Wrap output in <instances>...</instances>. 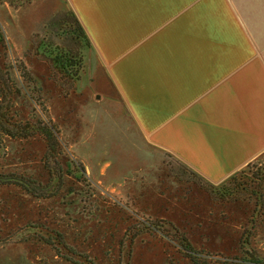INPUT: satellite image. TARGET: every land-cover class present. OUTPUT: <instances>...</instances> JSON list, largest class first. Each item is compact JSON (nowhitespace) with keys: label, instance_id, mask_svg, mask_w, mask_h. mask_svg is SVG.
Returning <instances> with one entry per match:
<instances>
[{"label":"rangeland","instance_id":"1","mask_svg":"<svg viewBox=\"0 0 264 264\" xmlns=\"http://www.w3.org/2000/svg\"><path fill=\"white\" fill-rule=\"evenodd\" d=\"M65 10L62 0H0V69L18 93L13 109L23 119L36 116L55 123L60 160L65 168L74 164L83 171L80 183L65 178L61 193L48 199L0 187V240L9 239L0 242V264H191L158 229L129 242L136 225L156 220H166L185 233L211 264H222L221 256L233 255L245 232L252 233V245L264 255V156L243 171L248 186L253 176L263 179L258 185L261 197L211 199L201 188L208 186L204 181L176 180L169 170L180 172L177 167L182 164L148 146L114 102L109 87L95 86L89 47L82 48L80 79L68 96L48 78L40 58L48 38L45 31L57 20L55 14ZM53 26L62 37L53 38V43L71 46L64 25L57 20ZM43 153L44 142L38 137H2L0 173L43 181ZM111 157L107 171L105 163ZM39 224L44 229L30 228ZM46 228L60 232L85 259L41 241L49 235Z\"/></svg>","mask_w":264,"mask_h":264},{"label":"crops","instance_id":"2","mask_svg":"<svg viewBox=\"0 0 264 264\" xmlns=\"http://www.w3.org/2000/svg\"><path fill=\"white\" fill-rule=\"evenodd\" d=\"M62 1L148 146L210 186L264 156V0Z\"/></svg>","mask_w":264,"mask_h":264},{"label":"trees","instance_id":"3","mask_svg":"<svg viewBox=\"0 0 264 264\" xmlns=\"http://www.w3.org/2000/svg\"><path fill=\"white\" fill-rule=\"evenodd\" d=\"M8 1L11 2V0ZM54 18L64 25L62 31H66V36H69L72 45L66 46L60 44V42L58 44L53 43V38L62 37L56 34L57 32L53 26L57 20H52L53 22H50L46 27L45 34L48 38L46 44H42L44 48L40 58L47 66L48 78L61 90L62 95L66 97L75 90L77 82L80 79L79 75L83 67L81 59L82 48L84 46L89 47V42L87 41V37L79 21L69 8L65 11L58 12L55 14ZM30 81L33 83L32 80ZM32 85L35 87L36 83L34 82ZM15 96H18V93L14 89L13 81L8 78L2 69H0V140L2 137L24 140L33 137L41 139L44 142V153L41 162L45 172V180L41 181L33 176H26L18 173H0V187L18 188L35 199L56 197L66 185L65 178L72 177L73 180L80 183L83 171L79 166L74 164H71L72 166L68 165L67 168H65L60 160L63 154L57 138L58 131L55 123H45L36 116H31L29 119L18 117L13 109V99ZM177 168L181 169V171L173 172L169 170V174L176 180L193 182L194 184L203 182V180L185 166L181 165ZM259 179L258 177H251L252 181L249 183L251 185L248 186L247 183L249 179H246L244 172H241L229 178L225 184L216 187L210 185L204 187L201 185V188L211 199L237 201L240 197L244 198L248 196L256 198V195L261 197L258 191ZM262 180L260 179V181ZM239 194H241V196ZM147 225L148 226L145 224L136 225L134 234L129 239L131 244L134 238L140 233L158 229L163 235L171 238L178 245L179 250H177V252L191 264H211L207 257L201 256V254L205 253L201 252V250H196L185 233L181 232L170 222L166 220H156ZM167 226L169 228H167ZM35 227L44 229V226L41 224L30 226V228ZM253 227L252 225V228ZM169 229H171L172 232H170ZM45 230L49 234L47 238L43 236L39 238L45 244L51 246L54 250H57V246L60 245L71 255L83 256L78 254L64 242L60 232L47 228ZM251 235V232L243 233L238 240L236 252L231 256H221L223 258L222 264H264V255L252 245L250 239ZM0 242L7 243L9 239L5 238L0 240ZM207 255L206 253V256ZM66 259L71 258L66 256ZM72 261L74 260H71V262ZM72 263H75V261ZM89 263L92 264L90 261Z\"/></svg>","mask_w":264,"mask_h":264}]
</instances>
